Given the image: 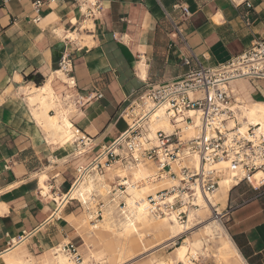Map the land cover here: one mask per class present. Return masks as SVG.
I'll list each match as a JSON object with an SVG mask.
<instances>
[{
	"label": "crops",
	"instance_id": "obj_1",
	"mask_svg": "<svg viewBox=\"0 0 264 264\" xmlns=\"http://www.w3.org/2000/svg\"><path fill=\"white\" fill-rule=\"evenodd\" d=\"M35 1L0 0V255L11 240L31 233L20 253L41 264L65 241L80 248L86 243L83 216L90 207L71 202L59 212L54 197L66 195L77 170L127 131L123 109L147 90L180 79L191 55L217 66L264 40V0H40L37 22ZM91 11L93 18L87 17ZM89 22L94 28L82 29ZM59 32L78 37L65 40ZM61 42L73 60L71 84L55 75L52 50ZM245 81L256 83L255 90L247 91ZM49 82L60 101L75 105L70 120L88 139L86 148L74 141L54 145L34 118L27 91ZM259 82L234 81L232 89L244 98L238 102H264ZM234 202L233 195L226 205L228 235L247 264H264V194Z\"/></svg>",
	"mask_w": 264,
	"mask_h": 264
},
{
	"label": "built area",
	"instance_id": "obj_2",
	"mask_svg": "<svg viewBox=\"0 0 264 264\" xmlns=\"http://www.w3.org/2000/svg\"><path fill=\"white\" fill-rule=\"evenodd\" d=\"M43 6V1L34 2L36 22L40 20ZM183 11L185 16H189L187 8ZM91 14L87 17L93 18L95 13L91 11ZM184 64L188 71L180 79L147 90L123 109L121 116L129 120L127 131L103 149L87 167L77 170L74 183L64 195L65 205L78 202L90 207L93 204L94 209H89L94 210L95 219H103L109 209L99 201L97 192L86 203L70 194L81 179L103 176L117 163L127 168L140 164L155 165L157 182L168 180L171 184L169 188L147 197V213L155 218H174L183 226L189 223L191 211L201 208L199 196L203 197L206 207H211L212 217L221 221L228 215L225 210L219 215L217 207H213L209 199L219 188L222 176V171L213 167L217 163L226 162L229 165L227 170L234 173L240 183L246 182L255 190L264 187V180L257 187L251 181L256 173H264V129L262 125H253L243 119L245 104L238 102L231 87L234 81L242 79L264 81V40L256 41L250 49L217 66H204L194 55L185 59ZM57 66L66 76L71 75V56L63 53ZM160 109H165L175 129L171 133L158 130L155 138L151 139L150 119ZM243 122L247 124L245 132L242 131ZM181 124L186 130L193 129L195 136L184 137ZM74 142L84 148L88 146V139L79 129ZM191 158L199 160L201 167H191ZM126 181L119 178L109 187L108 194L109 204L122 214L126 211L123 199L128 190ZM31 236V233H24L11 240L8 248L14 246V240L21 243ZM57 247L72 264H85L80 247L73 242H63Z\"/></svg>",
	"mask_w": 264,
	"mask_h": 264
},
{
	"label": "bare ground",
	"instance_id": "obj_3",
	"mask_svg": "<svg viewBox=\"0 0 264 264\" xmlns=\"http://www.w3.org/2000/svg\"><path fill=\"white\" fill-rule=\"evenodd\" d=\"M236 1L244 2L247 0ZM93 28V22H89L82 29L89 30ZM59 35L65 38V40L68 39L70 41H75L78 37L75 33L66 32H59ZM144 68V64L142 63L139 66V75L142 78H145ZM55 75L65 83H72V81L67 78L66 74L60 70H57ZM27 92L29 93L27 99L32 108L34 118L48 133L51 142H53L54 145L59 144L61 146L72 143L75 139V133L77 130L76 127L74 128V125L70 120L71 115L76 112L73 102H71V104H66L65 102L60 101L50 82L41 88H33ZM236 93L235 88L234 94L236 99L238 101H243L244 98ZM250 102L251 103L248 102V105L245 104L243 107V119L247 120V123L253 125H262L264 129V102ZM53 111L55 112V115L50 114V112ZM243 126L242 131L245 132L247 124L243 122ZM180 127L183 128L184 137L191 138L195 136V131L193 129L186 130L185 125L183 124H181ZM149 129V138L154 139L158 130L171 133L174 131L175 127L166 115L165 109H160L151 117ZM189 163L193 168L201 167V165H199V160L197 159L191 158ZM228 166L229 165L226 162L217 163L213 166L222 171L219 188L209 197L213 207H217L219 215H221L226 208L230 193L234 188L241 184L239 180L235 179L234 173L227 170ZM113 173L116 177L127 179L126 184L128 190L124 195L126 211L123 214L121 213L120 217H116L109 204L108 207H110V210H107L104 219L98 220L95 225L90 224V227L92 231L102 230V232L107 234L111 233L115 238V242L112 243L113 247L111 246L113 250L112 258L115 260L114 264H129L134 261L137 258V256H135V251L139 247L145 246V240L147 237H153V239L156 240L159 239L161 242L158 245H172L177 238L188 235V233L192 234V236H185L186 238H184L185 240L183 244L181 243L182 245L176 246L174 258L166 261L155 257L148 264H194V260H198L199 256H208L209 253H211V248L213 247L211 244H213L215 240H218L222 247L217 254L222 256L228 264H247L235 243L225 232L220 220L214 217L211 218V207H206V202L203 200L202 196H199L198 200V204L201 208L192 210L189 216V223L183 226L174 218H155L147 213V197L150 195H156L160 191L169 188L171 184L168 180L157 182L158 180L154 178L157 176L156 169L148 168L143 164H140L137 167L124 168L121 163H117L108 170L106 177L111 178ZM46 179V177L41 179V189L44 196H47L50 193L49 187L45 184ZM103 179H105V177L100 175L87 176L84 179H81L78 185L72 190L70 196L78 198L86 203L91 199V195L100 186H102L103 190H106V185L103 183ZM262 180H264V173L261 171L256 173L251 179L253 186L255 187L259 186ZM108 194L109 190L107 195ZM63 199L64 196L54 197V200L59 204V212L65 206V199ZM89 218L93 219V216L89 215ZM87 221L88 219L83 222L86 223ZM195 222L197 223L195 224ZM194 230L196 232H193ZM13 243L14 246L11 249L0 255L4 264H35L36 260L32 256L27 255L26 253H20V251L24 249L27 240H24L21 243L15 240ZM87 248H89V250L84 251ZM81 251H84V253L82 252L85 257H83L84 260L91 256L90 259H95L96 257V264H105L102 252L101 255L98 254L97 256H94L96 254H93L87 243L80 248V252ZM40 263L72 264L69 258L60 251V247H54L51 250L49 249V251L44 254ZM84 263L86 264L88 262L84 261Z\"/></svg>",
	"mask_w": 264,
	"mask_h": 264
},
{
	"label": "rangeland",
	"instance_id": "obj_4",
	"mask_svg": "<svg viewBox=\"0 0 264 264\" xmlns=\"http://www.w3.org/2000/svg\"><path fill=\"white\" fill-rule=\"evenodd\" d=\"M256 85L257 84L255 83L254 86H256ZM243 86L246 88L247 91L252 92L253 90H255V87L253 86L252 83H250V81H245ZM258 86H260L264 90V82H259ZM115 177L116 176L113 173V176L111 178L105 177V179H103V183L106 185V190H103L102 186H100L99 188H97L95 190V192H97V195H100L99 201H103L105 203V205H107V206L109 205V196L107 195V193H108L110 185L115 181V179H114ZM261 194H264V187L260 190H255L252 186H250L246 182H243L238 187L233 189V191L230 193L229 197H232L234 195V199L236 200V202H234L233 205L236 206V205L242 204L244 201H247L249 199H253L254 197H257ZM85 207H89V206H85ZM90 207L94 209V205H91ZM110 207L113 209V214L116 217L121 216V212H119L118 210L115 211L114 207H112L111 205H110ZM110 207H108L109 210H110ZM224 210L227 213H229L228 211H230V209H228V208H225ZM93 211L94 210H91V212H93ZM91 212L88 215L84 214V216H83V220L88 219V221L86 222L87 224L84 222L85 226L87 227V230L85 232L86 243L90 246V250L93 252V254H96L94 256H97L98 254L101 255V252H102V256L104 258L105 264H114L115 260L112 258L113 250H112L111 246H112V243L115 242V238L112 236L111 233L107 234L105 232H102V230H100V231H92L91 230L90 224L95 225V223L98 220L104 219V218L103 219L93 218L95 221L92 222V219L89 218V215L93 216V217H94V215ZM105 215H104V217H105ZM229 217L230 216L228 214L220 222H221L225 232L232 236L231 222L228 219ZM211 218H213V217H211ZM196 223L197 222H195V224ZM195 230H197V229H195ZM195 230L193 232H196ZM188 235H189V237L192 236V234H190V233H188ZM188 235H185V236H188ZM185 236L177 238L174 241V244H172V245L171 244H169V245L168 244L158 245L161 242V241H159V239L156 240V239H153V237H147L145 240V246L144 247L141 246L135 251V254H136L135 256H137V258L129 264H148L155 257L158 259H163V260L169 261L171 258H174V251H175L176 246L183 244V242L185 240L184 238H186ZM67 242L68 241H65V243H67ZM211 246H213L211 248V253H209L208 256H199L198 260H194V264H228V262L222 256L217 254V252L222 248L219 241L215 240L213 242V244H211ZM88 250H89V248H87L84 251H88ZM84 251H81V253L82 252L84 253ZM83 257H84V254H83ZM90 257L91 256H89V258H86L84 261H87L89 264H93V263L96 264V262H95L96 257H95V259H93V258L90 259ZM88 263H86V264H88Z\"/></svg>",
	"mask_w": 264,
	"mask_h": 264
},
{
	"label": "water",
	"instance_id": "obj_5",
	"mask_svg": "<svg viewBox=\"0 0 264 264\" xmlns=\"http://www.w3.org/2000/svg\"><path fill=\"white\" fill-rule=\"evenodd\" d=\"M64 49H65V43L63 42L58 43L53 47L52 59L54 64H57L61 60L62 55L64 53Z\"/></svg>",
	"mask_w": 264,
	"mask_h": 264
}]
</instances>
